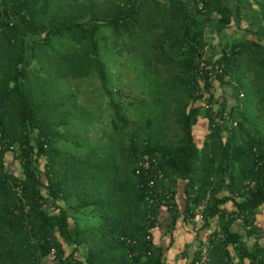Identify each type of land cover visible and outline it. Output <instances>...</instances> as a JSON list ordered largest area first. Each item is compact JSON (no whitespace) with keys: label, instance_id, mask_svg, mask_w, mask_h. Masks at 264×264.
I'll return each instance as SVG.
<instances>
[{"label":"trees","instance_id":"16d2710c","mask_svg":"<svg viewBox=\"0 0 264 264\" xmlns=\"http://www.w3.org/2000/svg\"><path fill=\"white\" fill-rule=\"evenodd\" d=\"M254 2L264 22V0ZM203 3L201 13L194 0H0V264H167L152 238L163 204L146 198L151 179L173 201L167 233L184 182L186 219L205 201L209 264H264V36L204 57L213 15L219 32L232 11ZM101 41L137 61L136 119L108 86ZM91 72L113 111L112 152L73 157L59 145L73 105L61 82ZM225 85L231 106L215 96Z\"/></svg>","mask_w":264,"mask_h":264},{"label":"rangeland","instance_id":"374dc122","mask_svg":"<svg viewBox=\"0 0 264 264\" xmlns=\"http://www.w3.org/2000/svg\"><path fill=\"white\" fill-rule=\"evenodd\" d=\"M57 40V38H55ZM100 56L105 62L108 71V86L114 90V97L123 106L131 109L127 112L131 119L137 118L138 98L142 95L141 89L145 86L137 81V61L131 60L128 50H117L112 43L104 45L101 41ZM216 85V83H215ZM62 91L70 94L69 123L62 127L68 142H60L64 149L73 157L86 156L92 151V157H108L112 152V134L110 119L113 111L108 105L107 95L100 87L95 73L91 72L83 77L66 78L61 82ZM218 89L216 86L215 91ZM214 91V92H215ZM130 106V107H129ZM126 111V110H125ZM204 120L203 117H201ZM200 122V120H199ZM109 152H104L108 149ZM7 164L19 174L20 165L8 154ZM72 222V220L70 219Z\"/></svg>","mask_w":264,"mask_h":264},{"label":"crops","instance_id":"0c3cea01","mask_svg":"<svg viewBox=\"0 0 264 264\" xmlns=\"http://www.w3.org/2000/svg\"><path fill=\"white\" fill-rule=\"evenodd\" d=\"M228 8L231 9L232 15L228 26L217 32L216 19L217 15H213V22L207 27L205 31V57L216 58L218 56L220 47L224 43H236L245 39H255L259 36H264V22L258 11V7L254 0H220ZM225 88L215 91L217 98H224L227 101V105L231 106L237 102L235 99V91L231 86L225 85ZM197 125L194 127V136L198 143L202 142L204 134L207 129V119H199ZM183 184L181 182L178 185L175 193L177 210L179 211V217L177 218L173 229L170 233L166 232V227L170 221V214L164 208L158 209V226L152 230V238L155 244L166 248L165 260L167 264H186L187 260L191 258L194 251V238L191 234V224L188 219L184 217V193ZM230 206H225V209H229ZM258 221L257 224L264 229V205L257 211ZM217 221L214 219L210 228L216 226ZM235 229L241 231L239 223L235 226ZM172 240L170 247L168 243ZM168 248V249H167Z\"/></svg>","mask_w":264,"mask_h":264},{"label":"built area","instance_id":"2783aa9c","mask_svg":"<svg viewBox=\"0 0 264 264\" xmlns=\"http://www.w3.org/2000/svg\"><path fill=\"white\" fill-rule=\"evenodd\" d=\"M194 2L196 4V7L201 11V13L205 12L203 0H194ZM203 64H204L203 62L200 63L201 66ZM207 67H209V65ZM224 118L228 120L227 116ZM10 149H12V146L10 147ZM147 165L148 162L144 160H141L138 163V167L141 166L146 167ZM157 178L158 179L162 178V174L160 172H158ZM147 185L149 187V190L147 192L146 198L149 201V204H152L153 202H160L163 204L162 207H164L166 210L172 209L174 207V205L172 204L173 201L170 197V194L163 195L160 189H155V179L149 180ZM15 189L19 191L18 187H16ZM204 207H205V201L202 200L198 205L194 207L192 206V210L190 211V213L192 214V216L189 219L191 224V234L195 239L194 251H197L198 254L197 257L193 260L192 264H209V258H208V249L210 246L209 235L200 234L199 236V233H201L202 230L201 227L203 223ZM157 217L158 214L152 215V218L156 220ZM156 224L158 225L157 221Z\"/></svg>","mask_w":264,"mask_h":264}]
</instances>
